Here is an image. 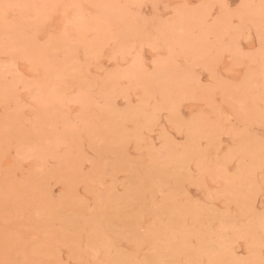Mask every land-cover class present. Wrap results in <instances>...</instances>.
Instances as JSON below:
<instances>
[{
    "label": "rangeland",
    "instance_id": "374dc122",
    "mask_svg": "<svg viewBox=\"0 0 264 264\" xmlns=\"http://www.w3.org/2000/svg\"><path fill=\"white\" fill-rule=\"evenodd\" d=\"M0 264H264V0H0Z\"/></svg>",
    "mask_w": 264,
    "mask_h": 264
}]
</instances>
